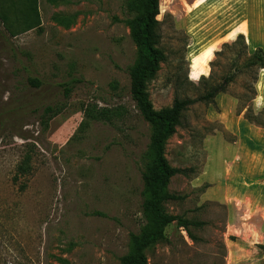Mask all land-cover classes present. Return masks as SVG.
Segmentation results:
<instances>
[{
  "label": "rangeland",
  "instance_id": "374dc122",
  "mask_svg": "<svg viewBox=\"0 0 264 264\" xmlns=\"http://www.w3.org/2000/svg\"><path fill=\"white\" fill-rule=\"evenodd\" d=\"M127 1L42 0V27L16 38L0 21V264H122L145 224L152 129L131 95L139 52ZM158 20L165 59L146 88L156 110L235 79L211 103L191 105L167 142L170 165L185 173L171 179L179 199L165 209L203 224L169 225L148 262L231 264L244 219L224 185L238 149L225 144L236 141L226 126L242 115L264 127V68L245 66L264 52V0H160ZM92 107L123 116L94 119ZM258 142L246 145L263 153ZM27 155L32 170L22 175Z\"/></svg>",
  "mask_w": 264,
  "mask_h": 264
},
{
  "label": "trees",
  "instance_id": "16d2710c",
  "mask_svg": "<svg viewBox=\"0 0 264 264\" xmlns=\"http://www.w3.org/2000/svg\"><path fill=\"white\" fill-rule=\"evenodd\" d=\"M128 12L133 18L127 22L131 29V37L138 47L139 57L131 71V95L136 108L146 122L151 125V141L146 153L147 166L144 173V201L142 205L145 224L138 234L130 236L129 253L121 257L122 264H149L147 252L158 243L166 240L165 231L169 225L177 222L179 227L189 230L190 226H202V222L169 214L165 204L171 200L179 199L169 192L171 179L185 170L170 165L166 157V145L177 132L184 112L198 102L211 103L215 97L227 90V86L235 79V74L224 78L223 82L212 87L205 94L197 98L176 97L172 106L156 110L147 93V83L154 78L165 59L163 50L157 47L159 43L160 0H128ZM0 21L12 38L19 37L31 30L42 27V18L39 9V0H0ZM244 36L240 35L238 41L245 44ZM226 46V45H225ZM246 67L257 66L264 68V52L261 49L246 61ZM202 76L199 83L206 81ZM188 80V79H187ZM31 82L39 86L38 79ZM75 80L66 84L65 92L68 96ZM188 82L194 84L192 81ZM51 107L48 109L50 110ZM88 114L94 119L110 120L123 116L121 109L88 108ZM31 156L27 155L23 163L18 166L20 174H27L32 170L29 162Z\"/></svg>",
  "mask_w": 264,
  "mask_h": 264
},
{
  "label": "crops",
  "instance_id": "0c3cea01",
  "mask_svg": "<svg viewBox=\"0 0 264 264\" xmlns=\"http://www.w3.org/2000/svg\"><path fill=\"white\" fill-rule=\"evenodd\" d=\"M39 9L43 23L42 0H39ZM237 118L226 126L236 141L223 139L227 146L238 147L235 158L227 162L224 185L234 216L244 219L240 226L244 238L237 240L238 249L233 253L231 264H264V152L250 151L246 145L249 141H259L257 147L264 144V127L248 123L242 115ZM239 154L243 157L238 160Z\"/></svg>",
  "mask_w": 264,
  "mask_h": 264
},
{
  "label": "water",
  "instance_id": "95a60500",
  "mask_svg": "<svg viewBox=\"0 0 264 264\" xmlns=\"http://www.w3.org/2000/svg\"><path fill=\"white\" fill-rule=\"evenodd\" d=\"M192 79V78H191Z\"/></svg>",
  "mask_w": 264,
  "mask_h": 264
}]
</instances>
